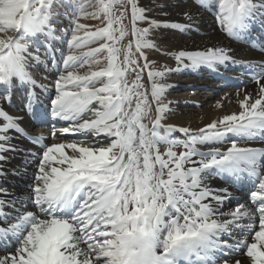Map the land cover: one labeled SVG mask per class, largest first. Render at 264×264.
I'll return each instance as SVG.
<instances>
[{
  "label": "snow or ice",
  "instance_id": "1",
  "mask_svg": "<svg viewBox=\"0 0 264 264\" xmlns=\"http://www.w3.org/2000/svg\"><path fill=\"white\" fill-rule=\"evenodd\" d=\"M216 4L217 22L233 39L248 31L254 16H264V0ZM51 5L0 0V264H264V147L249 146L264 142V64L242 65L254 70L257 88L255 96L238 100L239 113L196 130L165 127L174 110L167 77L235 65L231 50H178L166 53L175 67L160 65L148 58L160 49L151 34L162 27L198 30L195 14L185 12L182 24L150 18L139 0H77L57 61L51 46L35 39L46 29V40L57 39L49 26ZM40 47L56 71L51 87L26 71L29 61L45 63ZM20 92L22 113L13 114ZM24 115L48 126V137L32 138L43 145L39 152L12 142L24 134ZM177 131L183 139L173 138ZM204 145L207 151L198 147ZM20 151L23 165L11 174L30 179L27 200L34 210L21 211L24 201L3 187L5 153ZM213 176L227 186L214 187ZM245 183L250 187L238 199L236 185Z\"/></svg>",
  "mask_w": 264,
  "mask_h": 264
},
{
  "label": "bare ground",
  "instance_id": "2",
  "mask_svg": "<svg viewBox=\"0 0 264 264\" xmlns=\"http://www.w3.org/2000/svg\"><path fill=\"white\" fill-rule=\"evenodd\" d=\"M176 2L177 10L174 13L173 20L186 24L188 21L185 19L184 13L191 12L195 14V23L198 30L184 33L168 28L171 34L167 36V40L170 44V49H173L170 50L169 54L178 50L203 51L205 47L219 45L230 49L231 54L237 61V64H229L227 68L220 66L217 70H213L207 66H201L198 69H182L167 77V82L170 85L167 90V98L173 102L170 108L174 110L169 111L162 124L165 126L171 124L177 128L189 127L191 130H196L225 114L239 113L241 108L238 100L242 99L246 93L252 92L255 96L257 85L251 79L254 70L242 65L248 63L254 65L264 64V16H254L250 21L248 31L241 33L240 39H233L223 31L217 22L218 5L216 0H212L213 6L210 9L200 7L197 0H182V2L177 0ZM253 2L259 4L261 0H253ZM46 33L47 29L42 35L46 37ZM55 36L57 37L55 40H46L45 38L41 39V41L51 46L56 60L59 61L60 52L64 51V46L61 42L62 36ZM31 51L35 54L36 49L34 48ZM45 52L46 48H39L41 60H44L45 63L36 64L29 61L26 71L38 83H44L51 87V81L56 78V71L53 68L52 59L46 58ZM162 65L175 67L176 61L170 55H167L166 60L162 61ZM22 95V92L18 93L15 105L10 109L11 113H22ZM45 103L47 102L45 101ZM218 104L222 105V107H218ZM21 123L24 128V134L12 142L19 149H31L39 152L43 145L37 146L32 142V138L40 134L48 137V126L40 124L30 115H24ZM11 135L15 136L16 133L13 132ZM69 138L75 137L69 134ZM44 143L48 144L50 140L45 139ZM226 143L228 142L226 141ZM249 146L264 147V142L258 140L249 142ZM198 147L202 151H207L210 146ZM5 155L9 159L4 162L3 167L9 172V175L7 176V183H3V187L24 201L21 211L24 209L34 210L31 203L27 200L26 185L31 182L30 179L22 180L20 177L11 174L12 169L22 167L23 151L7 152ZM33 169L34 164L28 165L27 177H31ZM209 183L216 187L225 185V180L223 177L213 176L210 177ZM236 187L238 188L237 198L239 199L241 193L246 192L250 185L245 183L244 185H236ZM17 207L21 206L17 205ZM227 210V206L222 209V211ZM4 211L11 212L12 209L6 207Z\"/></svg>",
  "mask_w": 264,
  "mask_h": 264
},
{
  "label": "rangeland",
  "instance_id": "3",
  "mask_svg": "<svg viewBox=\"0 0 264 264\" xmlns=\"http://www.w3.org/2000/svg\"><path fill=\"white\" fill-rule=\"evenodd\" d=\"M177 0H139V4L142 7H146L150 9L151 11L148 12V16L152 19L161 20V21H169V22H175L173 20L174 13L177 10L176 8V2ZM182 2V0H179ZM76 3L77 0H52L51 5V17L49 21V26L54 30L55 35H61L60 31H63L67 29L69 24V19L73 17V14L76 10ZM162 6V7H160ZM91 11V9L89 10ZM161 13H167L166 16L161 15ZM179 13V12H178ZM81 23H86L90 25H98L100 24V21L98 20H86L82 19L80 21ZM124 23L127 25L130 23V17L128 19H125ZM142 27H146L147 25H141ZM171 34V31H169L168 28L162 27L159 29H156L152 34L151 38L155 41L156 44L160 45L159 50H151L148 52V58L150 61H155L158 64L162 65V61H165L167 58L166 53H169L170 50V44L167 40V36ZM40 35V34H39ZM43 35H41V38H38V41H41ZM37 38V37H36ZM35 38V39H36ZM131 37L126 38L122 44L126 45L128 43V40ZM63 40V39H62ZM42 42V41H41ZM63 44V43H62ZM30 51L32 48V42L29 41ZM63 48L65 50V44H63ZM97 46V45H93ZM43 48V47H41ZM101 67H103V64H101ZM171 75V74H170ZM169 75V76H170ZM146 87L150 86V81H148L147 77L145 76V79L143 81ZM147 123V121H145ZM151 127V125H149ZM173 138L177 139H183L184 136L180 132H174L172 134ZM162 151H166V146H161ZM177 151H182V149H176Z\"/></svg>",
  "mask_w": 264,
  "mask_h": 264
}]
</instances>
